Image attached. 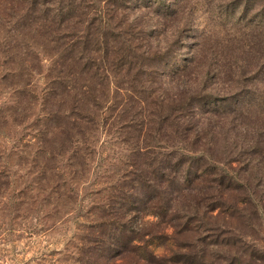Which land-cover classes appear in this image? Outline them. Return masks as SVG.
I'll return each instance as SVG.
<instances>
[{
    "label": "trees",
    "instance_id": "obj_1",
    "mask_svg": "<svg viewBox=\"0 0 264 264\" xmlns=\"http://www.w3.org/2000/svg\"><path fill=\"white\" fill-rule=\"evenodd\" d=\"M6 3L0 9V61L3 58L5 65L15 68L11 82L19 91L15 122L30 118L32 108L40 103L34 80L40 56L52 61L41 103L44 118L38 119L42 160L34 162L41 171L38 184H56L62 158H67L75 179L82 177L100 123L109 125L111 120L110 126L124 131L123 141L130 147L123 184L115 201L101 212L104 215L88 227L92 231L81 238L86 257L77 264H117L118 260L123 264L125 254L140 250L134 243L145 240L123 219L130 212L168 217L176 205L179 209L181 199H189L194 182L201 180V185L205 178L216 185L220 196L224 189L242 190L254 203V215L261 217L264 135L250 134L260 126L239 124L240 135L227 144V150L215 148L214 131L223 124L222 110L235 108L239 115L236 111L249 102L246 97L217 98L204 88L187 86L185 79L177 81L172 95L167 94L161 79V66L169 63L167 52L145 45L147 34L137 33L134 26L123 31V0H107L105 12L92 7L90 0ZM105 113L111 117H103ZM235 163L246 165L235 170ZM7 179L6 172H0V190L9 187ZM145 253L147 262L156 261L153 254ZM250 258L247 264L260 260L256 255Z\"/></svg>",
    "mask_w": 264,
    "mask_h": 264
},
{
    "label": "rangeland",
    "instance_id": "obj_2",
    "mask_svg": "<svg viewBox=\"0 0 264 264\" xmlns=\"http://www.w3.org/2000/svg\"><path fill=\"white\" fill-rule=\"evenodd\" d=\"M6 2L0 0L2 11ZM90 2L105 12L107 0ZM120 13L123 31L134 26L137 33L147 34L145 45L167 52L169 63L161 66L167 94L185 79L187 86L204 88L217 98L249 100L236 111L239 115L235 108L222 110L223 124L214 131L217 152L224 153L240 135L239 124L260 126L250 134L264 135V0H123ZM40 59L34 77L40 103L30 118L18 122L13 114L19 91L11 86L15 68L0 61V172H6L10 182L0 190V264H77L85 258L81 238L115 201L130 154L124 131L110 126L109 120V125H98L82 177L75 179L67 158H62L56 184H38V119L44 118L41 103L52 63L48 56ZM245 165L232 166L239 170ZM206 179L201 185V180L194 182L189 199H181L179 209L176 205L168 217L130 212L123 219L145 239L134 243L140 250L125 254L123 264H247L252 255L260 259L253 264H264V213L254 215V203L242 190L224 189L220 196ZM145 252L156 261L147 262Z\"/></svg>",
    "mask_w": 264,
    "mask_h": 264
}]
</instances>
